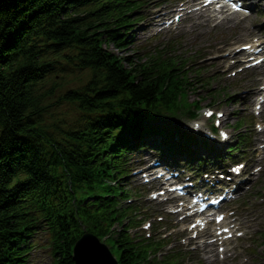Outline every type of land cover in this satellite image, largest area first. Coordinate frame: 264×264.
<instances>
[{
  "label": "trees",
  "instance_id": "trees-1",
  "mask_svg": "<svg viewBox=\"0 0 264 264\" xmlns=\"http://www.w3.org/2000/svg\"><path fill=\"white\" fill-rule=\"evenodd\" d=\"M128 6L125 0L0 4V264H21L24 243L40 226L49 231L56 264H71L70 247L83 229L107 234L116 211L93 190L109 174L113 148L122 149L123 141L110 146L109 136L136 130L145 116L174 114L178 94L185 97L178 72L156 62L128 68L105 47L113 40L108 24L122 25ZM68 66L84 76L55 80ZM114 246L121 264H149L125 234L116 235Z\"/></svg>",
  "mask_w": 264,
  "mask_h": 264
},
{
  "label": "rangeland",
  "instance_id": "rangeland-1",
  "mask_svg": "<svg viewBox=\"0 0 264 264\" xmlns=\"http://www.w3.org/2000/svg\"><path fill=\"white\" fill-rule=\"evenodd\" d=\"M264 0H258V4ZM260 9V8H259ZM261 9L264 10V6H261ZM246 21H248V27L246 24ZM243 22V27L241 29L238 28L240 25V22L234 27H231V25L235 24V22L229 23L227 25L223 24L220 28L216 29L215 31L209 30L206 28L199 29L200 32H202V36L198 37L194 33H188L187 31H179L177 33H171V32H165L162 34V36L157 38H151V31L150 26L147 25L144 27V30H139L138 32H135L134 39H137V41L129 47V49L125 51H119L117 49H112L116 51L119 55L122 57H129L133 59L135 62H139L142 58H144L147 53L149 52L150 48L154 45H158L159 43H164L169 40H174L180 38L182 40V45L177 47V50L179 52L185 53L188 55H193L195 51L198 48H201L203 45L208 46L209 44L214 43L217 41L218 43H229L230 41H234L235 39L239 38L240 35H244L245 29L249 32V35H256L259 33H264V17L257 18L254 16L253 18H250ZM251 24H253L251 26ZM214 68L209 67V71L211 72H219L221 74L220 78L214 80L211 86L208 88H204L201 86H196V88H191L189 90V97L190 100H202L204 101L203 104L207 105L211 100H214L215 97H211L209 92H213L218 89H223L226 91L227 94H233L238 91V89L250 87L253 83H255V80L253 77L258 74V71H253L251 74H239L236 75L234 78H230L229 75H224L219 70H213ZM241 80H245L244 83H240ZM246 91H243L242 94H235L234 99L235 102L229 101L230 99H226L224 97H220L221 102L220 105L219 102L214 103V106L216 109H219L221 111H224L226 113L225 119L223 120L224 125L227 127V131L229 134L233 135L234 138L230 141V144L235 143L236 136L239 132H242L244 135L251 134L252 138L256 139V136L253 134L252 129L250 131H247L246 127H244L242 130H236L233 128V123L237 119V117H243L248 114L246 110ZM248 106V105H247ZM204 111H201L198 119L204 117ZM264 115V114H263ZM257 119V118H256ZM250 137L251 142L253 139ZM259 139L263 140L261 141L264 143V131L260 133ZM228 142V140H227ZM258 152V158H262V163L264 164V148H257ZM138 185V184H137ZM241 200L236 205L237 214L239 216V224L242 227L243 231L246 233V235L251 234L254 230L258 228H262V223L264 224V173L257 177L255 180V183L253 184V187L249 192H244L241 194ZM261 241V240H259ZM260 242H256V247L250 245L248 247L253 252L262 250V245L259 244ZM250 252L249 251H239L237 253V256L234 258V264H257L253 260L249 258ZM197 257L203 262V264H206L204 259H202V255L198 254ZM234 254L228 255V258H233ZM46 254L42 251L36 252L33 259L30 260L29 264H48L45 260Z\"/></svg>",
  "mask_w": 264,
  "mask_h": 264
},
{
  "label": "water",
  "instance_id": "water-1",
  "mask_svg": "<svg viewBox=\"0 0 264 264\" xmlns=\"http://www.w3.org/2000/svg\"><path fill=\"white\" fill-rule=\"evenodd\" d=\"M74 259L75 264H116L106 247L91 236L76 243Z\"/></svg>",
  "mask_w": 264,
  "mask_h": 264
},
{
  "label": "bare ground",
  "instance_id": "bare-ground-1",
  "mask_svg": "<svg viewBox=\"0 0 264 264\" xmlns=\"http://www.w3.org/2000/svg\"><path fill=\"white\" fill-rule=\"evenodd\" d=\"M203 12L201 11L198 15L193 14L192 17L198 16L199 22L196 23L195 27H206L208 25V20L203 16Z\"/></svg>",
  "mask_w": 264,
  "mask_h": 264
},
{
  "label": "snow or ice",
  "instance_id": "snow-or-ice-1",
  "mask_svg": "<svg viewBox=\"0 0 264 264\" xmlns=\"http://www.w3.org/2000/svg\"><path fill=\"white\" fill-rule=\"evenodd\" d=\"M239 169H236V171H238ZM220 219H223L222 217H220ZM225 231H227V230H225Z\"/></svg>",
  "mask_w": 264,
  "mask_h": 264
}]
</instances>
